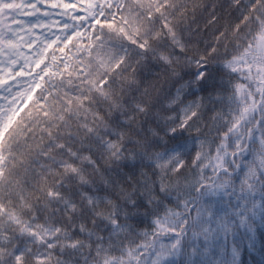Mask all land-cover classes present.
Wrapping results in <instances>:
<instances>
[{"label": "snow or ice", "instance_id": "6c2138e0", "mask_svg": "<svg viewBox=\"0 0 264 264\" xmlns=\"http://www.w3.org/2000/svg\"><path fill=\"white\" fill-rule=\"evenodd\" d=\"M260 229L264 0H0V264H244Z\"/></svg>", "mask_w": 264, "mask_h": 264}, {"label": "trees", "instance_id": "16d2710c", "mask_svg": "<svg viewBox=\"0 0 264 264\" xmlns=\"http://www.w3.org/2000/svg\"><path fill=\"white\" fill-rule=\"evenodd\" d=\"M69 47H71V45H69ZM29 106H31V102L29 103ZM26 110L27 109H25V111ZM247 245V239L240 244L241 258L244 264H264V229L257 231L254 240V247L249 248Z\"/></svg>", "mask_w": 264, "mask_h": 264}, {"label": "flooded vegetation", "instance_id": "af4514ba", "mask_svg": "<svg viewBox=\"0 0 264 264\" xmlns=\"http://www.w3.org/2000/svg\"><path fill=\"white\" fill-rule=\"evenodd\" d=\"M22 51H24L25 52V54H27L28 53V49L27 48H24ZM22 62V61H21Z\"/></svg>", "mask_w": 264, "mask_h": 264}]
</instances>
